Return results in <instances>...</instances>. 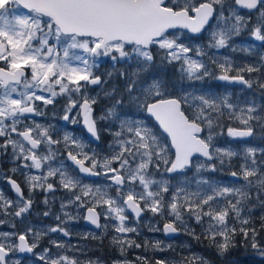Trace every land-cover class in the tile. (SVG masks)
Instances as JSON below:
<instances>
[{"label":"snow or ice","instance_id":"obj_1","mask_svg":"<svg viewBox=\"0 0 264 264\" xmlns=\"http://www.w3.org/2000/svg\"><path fill=\"white\" fill-rule=\"evenodd\" d=\"M186 33L188 43L182 42ZM205 33L204 42L193 43ZM241 36L253 43L237 46ZM226 48L258 59L240 64L208 55ZM105 60L111 68L97 74ZM177 63L179 81H170L166 69ZM205 78L258 89L259 101L255 94L233 100L231 93L189 91L181 83ZM89 86L101 91L92 95ZM101 95L106 103L96 114ZM57 97L66 99L60 119L82 126L81 135L29 119L46 115L36 102L46 107ZM103 135L111 137L106 150L99 148ZM225 135L242 146L220 147ZM249 138L264 141V0H0V156L23 177V184L6 177L14 198L0 189V215L11 218L0 225L16 229L17 218L28 220L38 192L46 210L37 215L58 222L0 231V264H21L12 259L17 253H30L41 264H103L69 255L82 249L55 239L35 251L49 233L71 236L64 225L79 218V209L102 230L83 238L102 242L110 228L116 233L111 243L120 258L112 264H212L196 253L129 260V249H172L160 240L141 244L128 237L139 234L145 212L171 218L149 231L203 238L221 259L237 247V236L243 237L240 246L264 258V146H248ZM225 167L232 178L226 185L202 175ZM101 176L103 184L85 182ZM57 191L65 197L54 214ZM72 206L77 215L67 210Z\"/></svg>","mask_w":264,"mask_h":264},{"label":"rangeland","instance_id":"obj_2","mask_svg":"<svg viewBox=\"0 0 264 264\" xmlns=\"http://www.w3.org/2000/svg\"><path fill=\"white\" fill-rule=\"evenodd\" d=\"M179 31V30H178ZM190 35L188 33H186V35L182 36V42L184 43H188V37ZM202 40H194L193 43L194 44H200L202 42H204L207 39V34L205 33L203 35ZM249 43H253L250 38L245 37V38H236L235 40V44L237 46H242V47H247ZM255 43H259V42H255ZM189 55H193L192 53H190ZM208 55L209 56H217V57H229L232 60H234L237 63L243 64V63H251V62H256L257 61V57L254 55H250L248 53H245L243 51H235L233 52L231 50V48H226V49H220V50H216V49H209L208 50ZM197 59H200V57H194ZM206 59V58H205ZM179 65V64H178ZM123 66V65H121ZM111 68V61L105 60L99 67V69L97 70V72H105L106 70ZM104 78V77H103ZM207 78H205L206 80ZM189 81L188 84L184 85V87L186 89H188L189 91L192 90L193 88L197 89V90H211L214 92H218V93H231L232 94V98L233 100H235L236 97H239L241 100H244L245 97H253V95L255 94V98L259 101L260 98V91L258 94H256V92L254 93V89L249 90V89H243V91H241L242 87L237 88V89H233L230 86L224 85L221 87L220 90H217L215 88V86H213V84L217 83L216 81H212L211 79H207L206 81ZM189 85H191V87H189ZM105 88H108L109 85L106 84L104 85ZM111 87V86H110ZM100 86L94 87V86H89V92L92 95H95L97 92H100ZM102 96V95H101ZM37 104H39L43 110L46 112L45 116H30L29 119L30 120H35L38 123L44 124V125H55L57 129H63L65 131H69V132H73L76 135H81V126H77V125H67L66 123H64V121H62L60 119V117L63 115V105L66 103V99L64 97H57L56 101L54 102L53 105H47L46 107L42 104V102H36ZM102 107H100L99 110H101ZM28 122V121H26ZM218 145L220 147H227L229 145L235 147L236 149H239L243 142L239 141L238 143L235 141H231L227 136H221L218 141H217ZM248 146H261L259 143L255 142V140H251L248 141ZM8 160V158H7ZM239 161L237 160V166H238ZM12 166V165H11ZM10 166V167H11ZM193 171H190L188 173L189 177H193ZM209 173H214L215 172H203L202 175L206 178H209L215 182L218 183H222V184H228L232 179H221L218 178L216 176H214L213 174H209ZM5 176V174H0V180L3 179V177ZM21 179L23 180V177L20 175ZM196 177L193 178V184H192V190H195V180ZM89 182V181H88ZM100 184L105 183L104 177L103 180L98 182ZM0 189L4 190V187L2 185V183L0 182ZM5 195L14 198L10 195H8L5 191H4ZM114 194V192H113ZM57 197L56 201L53 203L56 205V207H52V211L54 214H59L60 212V200L62 198L65 197V193L62 191H57L55 194ZM43 200V193H36L35 195V204L33 206V211L32 213L29 215L28 220L24 221V223L22 224L19 220V218H17L14 222L16 223V229H12L11 228V224L10 223H5L4 225H0V231H23L25 225L27 224H31L32 226L36 227V228H45L47 226H54L56 223H58L55 218L54 215L52 216H48V217H44L42 215H37V213H42L45 209V205L43 203H41V201ZM68 211H70L73 215H77V209L72 206L69 209H67ZM100 210V209H99ZM150 215L146 218H144L142 221L139 222V228L138 231L139 233L141 232V226L144 225V229H142V232H148L149 234H144V236L150 240V242L155 241V240H160L163 242L162 246H166V245H172V247H177L175 249V251H182L185 250L184 255L188 256L191 253H196L198 255H200L201 253L198 252H194V251H189L190 247L188 248H184V245H189V235H186L182 232V238L181 240H175L172 239L171 240H166L165 238H163L160 234L162 231L160 232H152L149 231V226H155L158 227L160 229H162L160 227V222L161 220H169L171 219L170 217H165L164 219H161L159 216H153V214L151 212H149ZM84 214L85 211L83 209H79V218L75 221H69L67 224H65L64 226L67 227L72 235L69 237H64L61 233H49L48 236L44 237L41 242L39 247L35 250L36 252H40L43 248L45 247H49V240L50 239H55V240H59L62 241L68 245H73V246H77L78 248L82 249V253H86V255L82 254L81 252H69V255L75 254L77 256H79L80 259L85 260L87 258H92L93 260L99 258L100 256L95 255L96 251L93 250V243L98 242L99 240H93L90 236L88 238H83L85 233H95L96 235H100L101 231L99 232H95L91 229H89L87 226L84 225L83 220H84ZM154 218V219H153ZM0 219H6L11 221L10 217H3L2 215H0ZM129 221L130 223L132 222V217L129 215ZM166 221H164L163 223H165ZM103 223H105L104 218H103ZM141 225V226H140ZM189 225L193 228H195L197 233L201 232V228L199 225H196L195 222L193 220L189 221ZM113 235H116V233L110 228L107 233L104 235L103 238H107L109 239V241H111V238ZM129 238L133 239L135 238V236L137 235L136 233H129L127 234ZM138 243V242H137ZM101 247V246H100ZM98 247V248H100ZM55 251V249H53ZM129 255L127 254V258L129 260H132V257H135L136 251L138 249H129ZM118 252V250H117ZM119 253V252H118ZM203 255V254H202ZM259 257V256H258ZM261 258V257H259ZM12 259H20L21 264H41V262L35 257H29V258H24V257H20L18 255H15L12 257ZM262 259V258H261ZM258 262L260 260H257ZM212 264H214L212 262ZM225 264H248L247 261L243 260L241 261L239 258H231L229 259L228 262H226Z\"/></svg>","mask_w":264,"mask_h":264},{"label":"trees","instance_id":"obj_3","mask_svg":"<svg viewBox=\"0 0 264 264\" xmlns=\"http://www.w3.org/2000/svg\"><path fill=\"white\" fill-rule=\"evenodd\" d=\"M245 37L246 36H241L240 38H245ZM202 39H204L203 36H201L199 40H202ZM212 67L214 68V66H212ZM166 72H167V78L170 81H179L180 72H179L178 63L176 65H174V66H169L166 69ZM101 73H103V72L102 71L101 72H97V74H101ZM245 75H247V74H245ZM257 75H258L257 73H252L251 77L253 79H255L257 77ZM102 78H103V76H102ZM207 79H210V78H207ZM211 80L212 81H216V80H213V79H211ZM188 82L189 81L185 80V81H182L181 83L184 86V85L188 84ZM216 82L217 83L213 84V86H215V88L217 90H220L221 87L223 86L224 82L223 81H216ZM108 85L110 87L112 85V81H109ZM236 88L237 87H235V89ZM255 92H256V94H258L259 90L254 88V93ZM105 103H106V101L101 96L100 103L97 106H95L96 114H99L100 107H103ZM224 123L227 125L228 123H231V122L228 121L227 119H225ZM233 126H237V125L234 124ZM257 131H259V129H257ZM110 139H111L110 136L103 135L102 139H101V142L99 144V148L106 150L107 144H108ZM235 142L238 143L239 141H235ZM255 142L259 143L261 146H264V141H260V140L256 139ZM233 163L237 164V159L234 158ZM228 172H229V169L227 167H225L223 171H217V172H215V174L214 173H209V174H213L214 176H216L218 178H221V179H228L229 180V179H232V178L228 175ZM254 215L257 217L256 226L259 227V223L260 222H259L258 217L260 215V210H256ZM164 221H167V220H161V222H160V227L161 228H162V225H163ZM144 228H145L144 225H142L141 226V232L138 235H136L135 238H133L136 242L141 243V244H143L145 240H148L144 236V234H146V233L148 234V232H146V233L142 232V229H144ZM161 236L163 238H165L164 234H162V232H161ZM188 238H189L188 241H189V246H190L189 251L190 252L194 251V252H198V253L203 254L204 256L208 257L214 264H225L231 258H239L241 261L245 260V261L248 262V264H264V258H262V259L259 258L260 256L258 257V255L255 254V252L251 249V247L245 248V247L240 246V242L243 239L242 236H237L236 237L237 247L235 249H232L229 252V254L227 256H225L223 259H221L220 257H218L216 255L215 249H210V248L207 247V243L208 242L203 240V238L201 239L200 242H197L196 240L192 239L191 236H189ZM260 238L262 240H264V232H261ZM148 241L150 242V240H148ZM98 247H100V248H98ZM176 248L177 247H174V246L172 247V249H176ZM172 249H168L167 251H165L163 253L158 252V251L157 252H153L151 249H149L148 251H146L145 255H147L149 257H154V258L168 257L170 259L171 258L179 259V257L181 255L185 256L184 255L185 250L173 251ZM93 250L96 251L95 255L100 256L101 260L103 259L106 264H112L114 259L120 258L119 257V253L117 252V249L115 248V246L112 245L111 241H109V239H107V238H103L102 242L101 241H98V242L95 241V243H93ZM129 252H130V250H128V253H127L128 255H129ZM132 258H134V257H132ZM257 260H260V261L258 262Z\"/></svg>","mask_w":264,"mask_h":264},{"label":"flooded vegetation","instance_id":"obj_4","mask_svg":"<svg viewBox=\"0 0 264 264\" xmlns=\"http://www.w3.org/2000/svg\"><path fill=\"white\" fill-rule=\"evenodd\" d=\"M248 76V74L246 75V77ZM103 79V78H102ZM224 85H227L226 83H223ZM228 86V85H227ZM231 87V86H230ZM241 87H243V86H241ZM231 88H233V89H235V87H231ZM237 88H240V87H237ZM236 88V89H237ZM65 123V122H64ZM82 127V126H81ZM81 132H83V128L81 129ZM248 142V141H247ZM93 147H96V145H93ZM7 156H0V174H5V176L3 177V179H1L0 180V182L2 183V185H3V187H4V191L8 194V195H10V196H12V197H14V193L11 191V189H10V186H9V184L7 183V179H6V177L7 176H11L13 179H16L18 182H21V184H23V180L21 179V177H20V174H15V175H13L10 171H9V169H10V166H11V164L9 163V161L7 160ZM67 163L70 165L71 163L70 162H68L67 161ZM103 180V176H101V177H99L98 179H89V180H86L85 182H88V181H98V182H100V181H102ZM63 192V191H62ZM56 197H58V196H56ZM52 207H56V205L55 204H52ZM150 215V213H148V212H145V215L140 219V221H142L144 218H146V217H148ZM131 216V215H130ZM164 224V223H163ZM162 228H163V225H162ZM149 234V233H148ZM162 234H163V232H162ZM161 235V234H160ZM164 237H165V235H164ZM166 238V237H165ZM181 238H182V232H181V234H180V236H178L177 238H175V240H181ZM167 239V238H166ZM168 240V239H167ZM172 241V240H171ZM136 254L137 255H140V254H143V255H145L146 254V252L144 251V249L143 248H140V249H138L137 251H136ZM16 255H18V254H16ZM136 255V256H137ZM19 256V255H18ZM135 258V257H134ZM133 258V259H134ZM117 259V258H116ZM116 259H114V260H116ZM100 260H101V258H100ZM102 262H103V264H106L105 263V261L102 259L101 260Z\"/></svg>","mask_w":264,"mask_h":264},{"label":"water","instance_id":"obj_5","mask_svg":"<svg viewBox=\"0 0 264 264\" xmlns=\"http://www.w3.org/2000/svg\"><path fill=\"white\" fill-rule=\"evenodd\" d=\"M178 31V30H177ZM179 31H185V30H179ZM190 36H191V34L190 33H188ZM224 83H226L227 85H230V86H233V87H241V85H238V84H229V83H227V82H224ZM250 140H252L251 138H249L248 139V141H250ZM68 162H70V161H68ZM71 163V162H70ZM99 177H92V178H89V179H98ZM99 211V210H98ZM86 214V213H85ZM129 215H131V213H129ZM145 215V213L143 214V216ZM132 216V215H131ZM142 216V217H143ZM141 217V218H142ZM84 224L89 228V229H91V230H93V231H96V232H98V231H100L101 229H97L94 225H92L90 222H88V221H86L85 219H84ZM103 221H102V217H101V223H102ZM164 225V224H163ZM164 234V233H163ZM180 234L181 233H178V234H171V235H168V236H166L165 235V237L167 238V239H169V240H172V239H175V238H177L178 236H180ZM19 256H21V257H31V256H33L32 254H30V253H17Z\"/></svg>","mask_w":264,"mask_h":264}]
</instances>
